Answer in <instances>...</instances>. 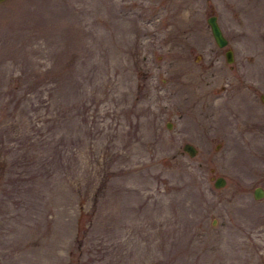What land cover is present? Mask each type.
<instances>
[{
	"label": "rangeland",
	"instance_id": "374dc122",
	"mask_svg": "<svg viewBox=\"0 0 264 264\" xmlns=\"http://www.w3.org/2000/svg\"><path fill=\"white\" fill-rule=\"evenodd\" d=\"M257 185L264 0L0 2V264H264Z\"/></svg>",
	"mask_w": 264,
	"mask_h": 264
},
{
	"label": "water",
	"instance_id": "95a60500",
	"mask_svg": "<svg viewBox=\"0 0 264 264\" xmlns=\"http://www.w3.org/2000/svg\"><path fill=\"white\" fill-rule=\"evenodd\" d=\"M4 0H0V2H2ZM206 21L210 27V31L211 34L214 38V41L216 42V44L219 47H223V46H227L228 43V39L226 38V36L224 35L218 21H217V17L215 14H210L207 16ZM224 55L226 58V61L231 62L233 60V50L232 48H230L229 46H227L224 50ZM167 127H170V122H167ZM182 149L184 151H186L190 156H194L197 153V148L196 146L189 142L186 141L183 143L182 145ZM225 178L221 175H218L215 180H214V186L216 187H220L222 185H224L225 183ZM264 195V189L262 186H255L253 189V196L255 198H260Z\"/></svg>",
	"mask_w": 264,
	"mask_h": 264
}]
</instances>
